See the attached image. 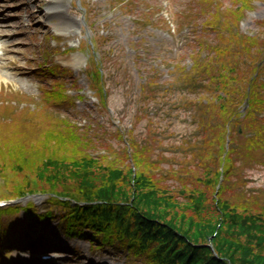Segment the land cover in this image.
Wrapping results in <instances>:
<instances>
[{
  "label": "trees",
  "instance_id": "1",
  "mask_svg": "<svg viewBox=\"0 0 264 264\" xmlns=\"http://www.w3.org/2000/svg\"><path fill=\"white\" fill-rule=\"evenodd\" d=\"M196 1L186 18L198 25L191 33L197 47L188 53L190 65L177 64L166 84L146 79L140 90L150 91L142 92L149 99L167 96L162 109L168 116L175 108L189 112L195 127L169 147L171 156L184 157L158 154L161 158L153 160L149 153L156 138L138 142L131 128L124 165L105 164L87 153L88 140L68 119L33 110L29 121L0 128V198L39 193L45 196L44 209L32 208L29 198L24 206L0 207V215L21 208L29 223L55 219L65 237L124 252V264L131 259L142 264H264V190L249 191L239 176L231 180L241 171L236 158L264 164V45L254 50L256 36L229 22L235 23L251 0H235L238 4L224 14L218 5L207 10L200 7L206 0ZM246 54L251 71L238 75L237 64ZM90 61L88 83L102 98L101 61L95 52ZM54 67L47 63L49 72ZM43 96L49 102L67 97L59 84ZM24 124L36 135L21 128ZM165 159L168 168L159 172L158 163Z\"/></svg>",
  "mask_w": 264,
  "mask_h": 264
},
{
  "label": "rangeland",
  "instance_id": "2",
  "mask_svg": "<svg viewBox=\"0 0 264 264\" xmlns=\"http://www.w3.org/2000/svg\"><path fill=\"white\" fill-rule=\"evenodd\" d=\"M206 1L200 3V7L209 10L218 5L221 14L238 4L235 0ZM46 2L0 0V22L4 30L0 43L6 45V49L0 51L3 55L0 60V128L13 121L27 122L31 112L40 109L44 114L66 118L77 126L79 134L88 140L87 153L105 164L124 165L122 152L124 149L131 151L126 141L131 128L138 142L156 138L152 145L154 151L149 153L153 160L161 158L156 157L158 154L167 155L171 160L174 157L182 159L184 155L171 156L169 147L171 142L182 140L179 134L186 135L195 127L189 112L175 108L171 114L178 116H168L162 109L167 108V96L149 99L142 92L150 91L140 90L144 80L155 79L161 85L166 84L176 75L177 64L190 65L188 53L197 47L191 33L198 25L193 27L186 18L188 11L199 2L59 0L49 9L44 7ZM242 11L235 23L229 20L230 25L241 33L255 35L257 44L253 49L262 50L264 0H251L250 6ZM87 43L95 51V58L101 61L100 83L105 94L102 98L87 89L84 73L85 63L90 60L84 48ZM254 50L252 54L256 53ZM247 56L237 64L238 75L242 71L249 75L251 71L248 65L251 57ZM47 63L56 66L54 71L47 70ZM58 84L67 97L47 101L43 91ZM168 92L161 94L168 95ZM169 95L173 98L175 93L169 92ZM26 127L24 124L21 128ZM28 128L27 132L36 135ZM120 132L125 139L118 137ZM191 159L197 161L198 157L194 155ZM234 163L241 166V171L232 175L231 180L239 176L249 191L264 190L263 163L238 158ZM158 164L162 170L157 171H166L169 160ZM191 166L194 167L192 163ZM232 191L224 193L231 195ZM29 198H32V208L39 211L43 208L44 195L27 197L22 204ZM0 220V264H124L125 254L119 249L91 248L83 239L64 237L55 219L29 223L23 211L15 210L1 214ZM9 231L12 233L10 240ZM32 242H40L45 249H61L60 257L41 263L31 249ZM131 264L142 263L131 259Z\"/></svg>",
  "mask_w": 264,
  "mask_h": 264
},
{
  "label": "bare ground",
  "instance_id": "3",
  "mask_svg": "<svg viewBox=\"0 0 264 264\" xmlns=\"http://www.w3.org/2000/svg\"><path fill=\"white\" fill-rule=\"evenodd\" d=\"M59 0H47V2H46V4H45V8L46 9H49V8H51L56 2H58ZM2 25L3 24H1V22H0V37L2 36V34H3V32H4V30L2 29ZM6 45H4V44H1L0 43V50H5L6 48ZM2 57H3V55L2 54H0V60L2 59Z\"/></svg>",
  "mask_w": 264,
  "mask_h": 264
}]
</instances>
